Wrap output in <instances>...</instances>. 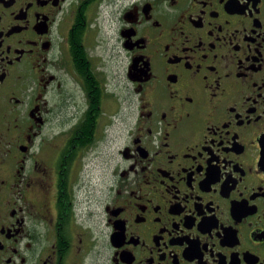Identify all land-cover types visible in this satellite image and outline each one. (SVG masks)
Listing matches in <instances>:
<instances>
[{"label":"flooded vegetation","instance_id":"obj_1","mask_svg":"<svg viewBox=\"0 0 264 264\" xmlns=\"http://www.w3.org/2000/svg\"><path fill=\"white\" fill-rule=\"evenodd\" d=\"M0 264H264V0H0Z\"/></svg>","mask_w":264,"mask_h":264},{"label":"rangeland","instance_id":"obj_2","mask_svg":"<svg viewBox=\"0 0 264 264\" xmlns=\"http://www.w3.org/2000/svg\"><path fill=\"white\" fill-rule=\"evenodd\" d=\"M100 162H101V160H100ZM101 168H102V166H101ZM99 171H100L99 169H95V168L92 169V170H91V177H92V178L97 177L98 174L100 173ZM101 173H102V170H101Z\"/></svg>","mask_w":264,"mask_h":264}]
</instances>
